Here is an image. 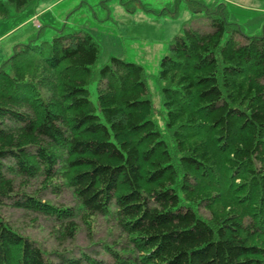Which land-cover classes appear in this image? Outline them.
Masks as SVG:
<instances>
[{
	"label": "trees",
	"instance_id": "trees-1",
	"mask_svg": "<svg viewBox=\"0 0 264 264\" xmlns=\"http://www.w3.org/2000/svg\"><path fill=\"white\" fill-rule=\"evenodd\" d=\"M32 1L0 0V18ZM191 2L210 30L173 38L160 110L144 67L97 68L85 31L30 37L1 63L0 264H264V33L245 35L224 2ZM64 189L74 205L42 197ZM8 207L53 220L55 238H74L76 217L92 236L103 217L106 256L47 251Z\"/></svg>",
	"mask_w": 264,
	"mask_h": 264
},
{
	"label": "rangeland",
	"instance_id": "rangeland-1",
	"mask_svg": "<svg viewBox=\"0 0 264 264\" xmlns=\"http://www.w3.org/2000/svg\"><path fill=\"white\" fill-rule=\"evenodd\" d=\"M205 1L224 2L229 21L239 25L245 35L264 33V0ZM196 7L191 0H34L22 10L12 11L9 17L0 18V65L11 57L15 45L30 37L39 36L40 41L51 42L56 35L85 31L100 47L97 68L107 64L113 56L144 67L154 107L160 110L163 105L157 76L161 59L169 51L173 38L186 27L210 30L204 14L194 12ZM89 89L96 102L97 80ZM58 194L44 191L42 197L60 206L74 205L70 191L64 189ZM3 213L47 251L57 249L74 256L82 252L94 257L106 256L101 240H109L111 234L109 223L103 217L98 218L92 236L82 218L76 217L78 230L74 238H55L61 228L44 215L14 207L5 208Z\"/></svg>",
	"mask_w": 264,
	"mask_h": 264
}]
</instances>
